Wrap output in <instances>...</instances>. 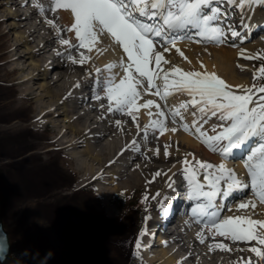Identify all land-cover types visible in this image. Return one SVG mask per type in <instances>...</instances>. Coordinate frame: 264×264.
<instances>
[{
  "label": "bare ground",
  "instance_id": "bare-ground-1",
  "mask_svg": "<svg viewBox=\"0 0 264 264\" xmlns=\"http://www.w3.org/2000/svg\"><path fill=\"white\" fill-rule=\"evenodd\" d=\"M26 1L29 2L31 6L29 10L23 12L21 9L16 10L17 6H24L22 3L23 0H0V4H4L6 5L5 7L8 8L7 16L12 18L7 31L13 29V31L18 32V34L16 33L15 35L17 42L11 48L12 52L17 46H20L21 44H24L26 48L25 50H27L26 53H23L22 56H17L15 59L21 60L22 57L25 60V64H22V66L17 68L21 71H19V76L16 81H13L16 82L20 88H16L10 80V82L0 85V90L11 91L3 92V95L9 98L10 102L15 104L13 98L15 96L28 98L33 97L29 96L30 93L34 95L33 87L28 84L29 80L37 78L39 75H42L43 77V81L39 83L42 93L34 95V98L37 102L34 116H31L32 112L29 115V109L27 110V108L22 106L26 113V119L29 120V122L27 124H17L15 128L13 127V129L10 130L11 132L15 133L21 131L22 129H28L32 131L31 135L27 136L34 138L27 139V144L31 149L27 150V153H24L22 156H20V159L17 158L15 162L10 161L11 164L14 166H20L25 163V158L31 154L34 155L36 159H38L37 165L41 167V172L46 173L47 171L45 169L49 170L51 167V169L57 170V168L56 166L47 165L48 163L44 161L46 157L42 158V155L53 154V150H56V153L62 151L64 156L72 159V165L66 166L63 159L60 158V165H62V167L65 169V172L63 173L61 168L62 176L68 175L72 177L74 176L73 174H77L75 171H83L82 176H86L87 174L89 176L91 173L95 172L93 175H91V181L95 180L97 177L99 178L101 175H104L105 171H110L109 173L107 172L109 174V181H106L105 184L111 183L113 185L111 187L114 190L118 187L137 188L143 182V180L151 177L153 171H158L160 174H165V172L166 174H171L174 168L176 169V167L181 166L180 171L182 172V168L191 167L195 164V160L204 161V157L206 156L208 158V161L206 160V162L210 163L209 161H212L213 164L216 165L224 163L227 168L234 170L237 178L245 182L249 180L247 170L245 169L243 160L241 159V156L247 155V151L237 152L239 154V158H237V155L236 158L228 160H225L219 155L220 161H217L219 156L216 159L212 155L213 152L207 148L206 145L205 147L204 143H202V138H198L197 135L194 134V129L185 130L180 123H174L172 118H169L168 120L160 117L158 118V116L155 115L156 108H152L153 106H151L150 109L139 108L137 121L139 123L140 129H144L145 125L150 123V119H162L165 124V130L163 131V134H160V132L153 133L151 129H149L147 138H145V133L143 131H140L138 134V129L136 124L133 122L132 117L116 111L108 112L107 106L109 101L106 98H103L104 94L100 90L99 82L96 80L97 73L95 72V68H104V66L109 63L118 65L121 59L122 49L116 48L110 39H108V43H105L106 39L102 38V43L99 45V47L106 49L105 51L102 53H97L95 50H93L89 53L87 49H83L86 50V53L84 54L91 56V59L84 64L72 63L71 61L67 60L65 56L58 55L57 53L70 51L71 55L79 60V52L76 49L69 50L68 46H61L57 39V29L47 23L48 20H52L54 25L60 26L61 29L66 26L70 27L71 23L73 22V17L70 13V10L57 9L55 12H52L51 8L54 6L53 0H25V2ZM235 5L241 7L240 1L235 0ZM213 6L219 7L215 2ZM41 8L46 9V11L42 12L40 10ZM241 8H244V12L242 10L243 14L239 26L237 28H233L232 26L226 24L224 27L226 32L230 28L239 33L238 36H233L230 33L227 34L225 41L220 43H230L232 44L231 48H224L221 45L219 46L205 43L207 42L206 40H203L202 42L204 43H201L200 45L196 44L198 43L196 42V39L199 38H194L193 40H182L178 42L177 46L183 52V56H186L192 61L190 62L187 60L185 63L180 62L179 57L181 55L178 52H175L176 50L173 51L172 49L170 52L165 53V59H167L170 63L163 65V67L169 68L173 65H183L188 67L187 64L189 63L188 69L199 67V71L206 70L207 72H214L216 75H223L227 80L226 83L231 85L237 94H242V92L238 93L240 89L232 84L244 82L242 81L244 78L236 77L234 75L232 72L233 69H231L232 63L230 62L235 52H250L251 47L253 46L251 41H254L255 44H261L262 40H264V30L260 31L261 34L258 36V38H255L254 36L252 40L253 35H255V31H257L258 28H262V26H264V17L260 16L261 10L264 9V3H261L260 0H245ZM33 15L37 16L38 21L36 24L30 27L28 24L30 23ZM226 15L227 12L222 10L220 13V21L224 20V16ZM39 25H43L46 28L47 32L44 35L40 33L41 27ZM0 33L3 35L2 40L5 43L7 36L5 33L1 32V30ZM60 35L63 38L69 39L71 43H77L75 34L73 32H61ZM52 43L55 44L52 59L48 60L49 57L47 58V56H39L43 50ZM202 44H204V46L208 45L207 47L213 49L214 51L216 49L217 53L212 52V57L222 59V61H215L214 63L216 66H212L211 69H208V67L204 65V67L201 68V66H197L196 64V61L199 62L201 59L204 61L205 58H208V52L205 54L202 53L204 56L203 58L201 55L198 57L199 55L196 54V51L198 50L199 52L205 50V48L200 49ZM6 48L0 49V67L2 65L5 66V61L8 60L7 57H9L7 54H5ZM49 49L50 47H48V50ZM79 51L82 52V49ZM218 53H220V56H218ZM12 59H14V57H12ZM28 64H31L35 72L33 74H22V72L26 70ZM48 66H50V72H55V76L50 74L53 76L50 78V80L49 73L47 71ZM182 69L185 71L187 70L186 68ZM89 73H91V75H89ZM112 73L118 74L116 77L117 80H119V78L122 76L119 67L113 68L111 73H102L101 76L106 77ZM0 75H4V73H1L0 71ZM77 78H80L81 81L84 79L91 80L89 84H86L87 101H85L84 107L79 104V102L83 100V97L81 95L77 96L75 90L77 89L78 91V87L76 85L79 82H77ZM158 83L160 82L158 81ZM79 85L81 86L82 83L80 82ZM97 94L101 95V100H96L94 98ZM149 96L151 99L152 95L150 94ZM184 96L185 95L183 94L173 93L167 98L166 101H162L161 104L164 106L163 109L168 111V108L165 107V105L168 107L178 106L182 101L187 100ZM44 97L47 99L44 100ZM146 100L149 99L140 97L137 103L142 104ZM101 104H103L105 107L102 108ZM16 107L17 110H15V112H18L21 107L19 105ZM149 110L154 113L151 118L147 115ZM193 111H195V109L191 107H189L187 111L181 110L184 121L190 125L193 121ZM165 118H167V116ZM199 118L200 117L198 114L196 119ZM117 120L121 121L119 126H117L115 123ZM5 122H7V120ZM47 123H50L53 131L45 130L47 128ZM61 123H65L64 126L66 127H62L63 124ZM201 123L203 130L212 135L213 133L211 132V128L213 125L219 123V121L216 119V117H211L207 124H203V122ZM44 124H46L45 127ZM39 127H42L43 129L39 130ZM172 128H176L177 130L172 132L170 130ZM1 129L4 130V128ZM11 132L7 134H11ZM17 136H20V134L7 135V137ZM155 136L159 137V139L156 138L159 140L158 144L156 143V140H153ZM106 137L109 138L107 141ZM169 138L172 139L173 147L176 145L177 141H180V148L176 150V155L179 156L180 160L177 162V165H166L164 163L156 165L153 162H156L157 160L168 162L170 161L171 155L174 157L173 154L175 151H170V148H168L169 156H165L164 146L168 145ZM133 140L136 142L135 146H132ZM22 142V145L17 144V146L20 148L28 147V145L25 143V140ZM183 143L185 144V147L181 148V144ZM50 144H54L56 148L50 147ZM44 145L45 147H43ZM80 147L82 148L80 149ZM204 147L209 151L207 149H203ZM157 149H159L158 154ZM18 151L19 148L14 149L15 154ZM200 152L202 153L201 155H199ZM130 153L132 156L127 157V154L130 155ZM203 154L205 156H203ZM185 157H187V160L191 162V164H183ZM176 159L178 160V158ZM21 169L23 170V168ZM198 179L200 182H204L203 176H198ZM154 180L152 182L149 180L151 185L153 184ZM87 182L88 181L85 180L81 185L83 186ZM121 182L123 185H121ZM184 182L187 184L190 194L191 189L185 178ZM168 188L171 189L170 186ZM101 192L102 191L100 190L99 194H101ZM238 194L239 195L235 196L231 201L229 200L225 203V205L231 207V210H225L223 212V216L243 215L249 216L250 218L256 220H264V204L259 203L258 198L253 197L251 191L238 192ZM247 200H255L257 205L256 209L252 210L249 207V209L246 210H238L237 205L241 201ZM219 201H221V199H219ZM218 204L220 205L221 203L219 202ZM162 206L163 205H160L159 207L162 212V214L160 213L158 215L159 222L155 223L153 220L145 218L146 225L143 223L145 225V232L144 235H142L143 244L138 248V253L144 256L145 259L150 261L160 260L161 264H245V262L249 260L251 261V264H260V258L256 257L255 253L249 250L252 247H259L261 250H264V246L260 245L258 241H232L219 235L213 237L212 233L208 231V228L203 223H197L193 217L188 215L187 210L177 209V211H168V208H163ZM162 216H164L165 221L163 224H160V218ZM153 226H156L157 228L154 230ZM201 239H204L203 243L200 242ZM221 243L227 245V249L222 250L218 247H215V245ZM254 259L258 260L259 262L256 263Z\"/></svg>",
  "mask_w": 264,
  "mask_h": 264
},
{
  "label": "snow or ice",
  "instance_id": "snow-or-ice-1",
  "mask_svg": "<svg viewBox=\"0 0 264 264\" xmlns=\"http://www.w3.org/2000/svg\"><path fill=\"white\" fill-rule=\"evenodd\" d=\"M214 2L215 0H53L51 11L70 10L73 22L70 27L63 29L54 25L52 20L47 23L57 29V39L61 46H68L69 50L76 49L79 52V60L73 57L70 51L57 53L72 63L84 64L91 59V56L80 52V49H87L89 53L93 50L97 53L105 51L106 49L99 47L102 38L110 39L116 48L122 49L118 65L109 63L104 68H95L96 80L104 94L103 98L109 101L107 111H116L132 117L138 134L143 131L147 138L149 129L153 133L163 134L165 124L162 119H150L144 129H140L137 121L139 108L150 109L154 106L157 110L156 116H170L174 123H180L185 130L194 129V134L202 138V143L225 160L236 158L237 152L247 151L246 156H241L249 177L247 182L237 178L234 170L227 168L224 163L216 165L195 160V157V164L182 168V174L191 189L188 199H204L203 203H197L192 208V214L202 218L200 222L208 228L213 237L219 235L232 241H258L264 246V220L243 215L225 217L223 212L230 211L231 207H222L216 203L217 198L225 200L235 193L251 191L253 197L264 204V95H257L264 93V87L256 88L253 85L245 89L237 85L242 92L237 94L231 85L214 72L185 71L175 65L163 67L170 63L165 59L164 53L175 49L183 56L177 46L182 40L199 38L196 39L198 43L203 40L223 43L227 34L239 35L230 28L226 32L219 24L221 9L213 6ZM227 2L235 4V0ZM244 2L245 0H240L241 7ZM260 2L264 3V0ZM40 10L46 11L44 8ZM61 32H73L77 43L63 38ZM115 67H120L123 71L119 80L116 78L118 74L115 73L101 76L105 72L111 73ZM203 67L201 65V68ZM261 72H264V66ZM76 86L79 87V84ZM140 89L158 96L162 101H166L173 93L186 95L189 99L182 101L178 106L165 105L168 108L166 114L154 100L149 99L138 104L142 94ZM94 98L102 99L99 94ZM101 107L105 106L101 104ZM189 107L195 109L192 112L191 125L184 121L181 113V110L187 111ZM198 114L200 118L196 119ZM147 115L151 118L154 113L149 110ZM211 117H216L219 123L212 126L213 134L208 135L201 122L207 124ZM115 123L119 126L121 121L117 120ZM170 130L175 132L177 129ZM156 138L159 139L158 136ZM135 144L133 140L132 146ZM164 148L165 156H168L169 145ZM183 164L189 165L191 162L185 157ZM156 175L160 173L157 172ZM198 176L204 177L203 183L199 181ZM256 206L255 200H247L241 201L237 209L246 210L250 207L255 210ZM200 242L203 243L204 239ZM136 247H140L139 242ZM215 247L227 249V245L223 243ZM249 250L260 258V264H264V250L259 247ZM245 264H251V261H246Z\"/></svg>",
  "mask_w": 264,
  "mask_h": 264
},
{
  "label": "rangeland",
  "instance_id": "rangeland-1",
  "mask_svg": "<svg viewBox=\"0 0 264 264\" xmlns=\"http://www.w3.org/2000/svg\"><path fill=\"white\" fill-rule=\"evenodd\" d=\"M24 2L25 0L22 2L24 6H17L16 10L21 9L23 12L29 10L31 6L30 3L27 1L25 3ZM220 2L221 0L215 1L216 5L219 6L221 10L224 9V11L228 13L224 21L227 23L229 22L228 25L232 26L233 28H237L242 17V11L240 9H242L244 12V8L238 7V5L235 4H229L227 0L222 1L221 4ZM5 6L6 5L4 4H0V30L1 32L5 33L7 40L4 43L2 40L3 35L0 33V49L6 48L7 45L5 54H7L9 57H7L8 60L5 61V66L2 65L0 67L1 73H4L5 75H0L2 76L0 77V85L8 83L11 80V83L15 85L16 88H20L18 84L13 81H16L19 76V71H21L17 68L22 66V64H25V60L22 57L21 60L17 59L18 61L15 59L19 55L22 56V54L26 53L27 50H25V45L21 44L20 46H17L12 52L11 48L17 42L15 35L16 33L18 34V32L13 31V29L7 31L12 18L7 16L8 8ZM260 16L264 17V9L261 10ZM37 21V16L33 15L28 26L32 27L37 23ZM39 26L41 27L40 33L44 35L47 32L46 28L43 25ZM259 35L260 34L256 35L255 38H258ZM105 41V43H108V39ZM251 42L253 46L251 47L250 52H235L230 62L232 63L231 69H233L232 72L234 75L236 77L244 78V80H242L244 82H239L232 85H242L245 89L253 87V85H255L256 88L264 87V84H262L257 77L260 74L261 62L264 57V40H262L261 44H255L254 41ZM201 43L204 42L196 44L200 45ZM210 44L215 45L213 43ZM54 45L55 44L52 43L50 46H48L50 47L49 50L48 47H46L39 56H47V58L49 57L48 60H51L53 57L52 54L54 52ZM216 45H221L224 48H231L232 46L230 43H219ZM207 46L208 45L204 46V44H202L200 49L205 48V50L202 52H199L198 50L196 51V54L199 55L198 57L201 55L203 58L204 56L202 53L205 54L208 52V58H205L204 61H202V59L199 62L196 61V64L197 66L204 65L208 67V69H211L212 66H216L214 63L215 61H222V59L212 57V52L217 53V50L215 49L214 51ZM173 51H175V49H173ZM82 52L86 53V50L82 49ZM241 53H243V55H241ZM218 56H220V53H218ZM12 57H14V59H12ZM184 57L186 56H180L179 61L182 63L187 62V60L190 62L192 61L188 58L184 59ZM244 57L255 58L247 59ZM180 66L181 68H186V71H199V67L188 69L189 63L187 64L188 67L183 65ZM47 71L49 73L50 80V78L55 76V72H50V66L47 67ZM34 72L35 70L31 64H28L26 70L23 71L22 74H33ZM120 72L123 75L121 68ZM220 75L221 74H218L217 76L227 82L225 77ZM245 79L249 80L245 82ZM42 81V75H39L37 78H33L28 81V84L33 87L34 95L42 93V90L39 87V83ZM90 81V79H84L81 81L80 78H77V82H79L78 84L81 82L82 85H79L78 91L75 89L76 94L77 96H84V100L79 102L81 106H85V101H87L86 84H89ZM3 91L11 92L7 90ZM140 91L142 93L141 97L150 99V93L144 92L143 89H140ZM239 92H241V90H239L238 93ZM34 95L30 93L29 96H33L31 98L15 96L13 97L15 102L14 104L13 102H10V99L4 96L2 90H0V119L3 120H0V136L11 132L10 130L13 129V127L15 128L17 124H27L29 122V120L26 119V113L22 106L27 108V110L29 109V115L32 112L31 116H34L35 107L37 104ZM257 95H264V93H257ZM46 99L47 98L44 97V100ZM151 99L155 100L157 104L162 106V100L158 96L152 95ZM17 105H19L22 109L20 108L18 112H15V110H17ZM152 108L155 109L154 106ZM161 108L163 109L164 106ZM165 112L167 114V110ZM169 118L171 119L170 116H167V118L164 119L168 120ZM5 119L7 122H5ZM61 124H63L62 127H66L64 126L65 123ZM45 125L46 124H44V127ZM46 127V131H53L50 123H47ZM1 128H4V130ZM42 129V127H39V130ZM0 138V220L2 221L3 227L7 230L9 237H15L16 234L19 235L21 238L20 240H22V242H24L27 247L31 246L32 251L41 250L43 252L44 259L47 261L51 260L52 264H135L133 262L131 263L130 261L135 257H138L143 264H161L160 260L150 261L145 259L144 256L142 257L139 255L136 245L137 242L140 241L141 237H143L141 233L145 232L146 221L144 225L143 219L152 215V220H156L157 214L155 213L160 209L159 207L161 205L164 192L174 181L183 180L185 178V175L180 171L181 166L176 167V169L178 168L177 170L174 168L171 174L167 173V175L166 172L165 174H160V177L159 175H156V172L158 171H153L151 177L143 180V182L137 188L118 187L113 190L111 187L113 185L111 183L105 184L106 181H109L108 173L110 171H105L104 175H101L99 178L97 177L95 180L91 181V175H93L95 172L91 173L89 176L88 174L86 176H82L83 171H75L77 174H73L74 176L72 177L68 175L62 177L61 168L63 173L65 172V169L62 167V165H60V158L63 159L66 166L72 165V159L64 156L62 151L56 153V150H53V154L42 155V158L46 157L45 160H49L47 165L56 166L57 170H53L51 167L49 170L42 168L47 172L44 174L41 173V167L35 164V161H38V159H35L34 163L32 161L26 160L23 165L14 166L11 164V162H15L17 158L20 159V156H22L24 153H27V150L21 149L16 154L14 153V147H17V144L22 145V141L27 140V134L25 132H21L20 136L17 137L4 136ZM107 139L109 138L106 137V141ZM170 139L171 138H169L168 141V145H170L169 150L172 152L175 151L173 154L174 157L171 155L170 161L168 162H163L161 160L153 162L156 165L163 163L166 165L178 164L177 162H179L180 158L176 155V150L180 148V141H177L176 145L173 147L172 139ZM153 140H156L157 144L159 143V140L156 139V136ZM183 144H181V148L185 147V144ZM43 147H45V145ZM50 147L56 148L54 144H50ZM205 147L203 149L208 148ZM81 148L82 147H80V149ZM128 154L127 157L132 156L131 153L130 155ZM201 154L202 153L200 152L199 155ZM212 155L216 159L219 156V154L214 152ZM203 156L205 155L203 154ZM205 157L204 161L206 162V160L208 161V158ZM176 158H178V160ZM218 160L220 161V156L217 161ZM209 162L213 163L212 161ZM21 168H23L24 171ZM85 180L88 182L82 186L81 184ZM149 180L151 182L154 180L152 185ZM121 185H123L122 182ZM98 190L102 191L101 194H99ZM66 192L73 195L68 199H65L64 196L69 195ZM129 200L134 202V205L133 203L127 204L126 202ZM139 209L144 211L141 220H139ZM22 244L23 243H20V245ZM20 245H17L16 247H19ZM254 261L256 263L259 262L256 259H254Z\"/></svg>",
  "mask_w": 264,
  "mask_h": 264
},
{
  "label": "trees",
  "instance_id": "trees-1",
  "mask_svg": "<svg viewBox=\"0 0 264 264\" xmlns=\"http://www.w3.org/2000/svg\"><path fill=\"white\" fill-rule=\"evenodd\" d=\"M263 66H264V61H263ZM260 81L264 83V72L261 73V76L259 77ZM2 92H4L2 90ZM7 117V116H6ZM21 132H25L28 135H31L30 130L26 129V130H22L19 132H11V134H5L3 136H7V135H15V134H21ZM27 139H34L31 137H27ZM28 140H25V143L27 144ZM28 145V144H27ZM30 146L28 145V147H24V148H20V147H14V149L19 148V150H29L31 148H29ZM26 160L32 161L34 163V160L36 159L34 155H29L25 158ZM37 160V159H36ZM47 163L49 162V160H44ZM36 164L37 161H35ZM23 165V164H22ZM43 173V172H41ZM44 174V173H43ZM63 177V176H62ZM41 180V179H39ZM69 195H65L64 198L68 199L70 196H72L73 194L66 192ZM127 204H132L134 205V202H131V200H129L128 202H126ZM142 210L139 209V214H141ZM140 216V215H139ZM21 238L19 237V235L16 234L15 237H11V262L10 264H50L49 261L44 259L43 253H41V250L38 251H32V247L29 246L27 247L26 244L24 242H22V240H20ZM20 243H23L22 245H20ZM17 245H20L19 247H16ZM32 251V252H31ZM34 255H33V254Z\"/></svg>",
  "mask_w": 264,
  "mask_h": 264
},
{
  "label": "water",
  "instance_id": "water-1",
  "mask_svg": "<svg viewBox=\"0 0 264 264\" xmlns=\"http://www.w3.org/2000/svg\"><path fill=\"white\" fill-rule=\"evenodd\" d=\"M10 261V244L6 230L3 229L0 220V264H8Z\"/></svg>",
  "mask_w": 264,
  "mask_h": 264
}]
</instances>
